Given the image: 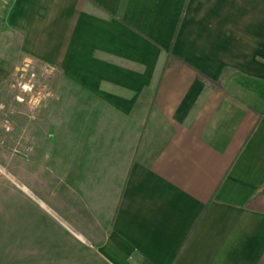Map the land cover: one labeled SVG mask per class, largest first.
<instances>
[{"label": "crops", "instance_id": "0c3cea01", "mask_svg": "<svg viewBox=\"0 0 264 264\" xmlns=\"http://www.w3.org/2000/svg\"><path fill=\"white\" fill-rule=\"evenodd\" d=\"M22 60L53 78L0 256L264 264V0H3L0 89Z\"/></svg>", "mask_w": 264, "mask_h": 264}, {"label": "rangeland", "instance_id": "374dc122", "mask_svg": "<svg viewBox=\"0 0 264 264\" xmlns=\"http://www.w3.org/2000/svg\"><path fill=\"white\" fill-rule=\"evenodd\" d=\"M13 59L18 61L17 57H13ZM51 75L49 68L22 60L14 72L9 73L2 82L0 89V151L7 158L5 165L11 169L8 171L0 166V175L4 176L0 177V194L2 193V195L9 194L7 191L13 187V157L20 155L28 158L29 156L31 149L29 147L31 141L30 111L44 108L45 101L51 93L50 82L53 78ZM24 86L29 89L25 91ZM18 100H24V102ZM7 199L9 206L12 203V198L7 197ZM1 200L4 201L5 198L2 197ZM9 248L12 249V247ZM13 259L14 256H0V264H13Z\"/></svg>", "mask_w": 264, "mask_h": 264}, {"label": "built area", "instance_id": "2783aa9c", "mask_svg": "<svg viewBox=\"0 0 264 264\" xmlns=\"http://www.w3.org/2000/svg\"><path fill=\"white\" fill-rule=\"evenodd\" d=\"M3 0H0V3L2 2ZM27 89H29V88H27V86H24V90L26 91ZM19 102H24V100H18Z\"/></svg>", "mask_w": 264, "mask_h": 264}, {"label": "trees", "instance_id": "16d2710c", "mask_svg": "<svg viewBox=\"0 0 264 264\" xmlns=\"http://www.w3.org/2000/svg\"><path fill=\"white\" fill-rule=\"evenodd\" d=\"M206 81H208V83L211 84V85H214L215 84L214 82H212L210 80H206Z\"/></svg>", "mask_w": 264, "mask_h": 264}]
</instances>
